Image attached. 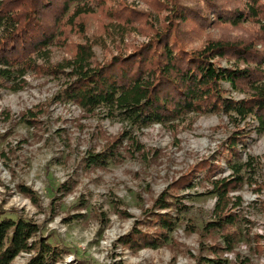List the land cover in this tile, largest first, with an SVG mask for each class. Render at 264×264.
Listing matches in <instances>:
<instances>
[{
	"label": "rangeland",
	"instance_id": "1",
	"mask_svg": "<svg viewBox=\"0 0 264 264\" xmlns=\"http://www.w3.org/2000/svg\"><path fill=\"white\" fill-rule=\"evenodd\" d=\"M128 2L137 9H151L144 0ZM157 12H152L149 18L156 27L165 13L158 17ZM240 30L244 31L240 27H210L191 40L189 47L202 44L207 33L218 36L224 31L238 34ZM144 32L136 28L125 30L123 35L113 32L108 36L99 18L94 16L87 28L88 35L93 41L95 39L93 49L99 61L107 60L114 53L129 52L135 45L149 40L150 35ZM74 40L83 38L73 34L68 45L52 46L49 63L37 58L38 67L45 65V68L29 70L22 88L0 85V128L4 129L0 132V206L14 216L20 214L34 220L40 226L39 235L63 247V256L53 264H78L82 260L101 264L93 257V250L101 251V243L108 239V233L122 232L129 219L135 220L132 229H157L158 222L148 216L162 193L158 191L160 181L171 180L165 189L168 200L180 195L186 209L179 211V206L173 204L161 210L178 215L170 239L156 247L133 248L121 242L124 235H118L111 244L104 246L103 250L108 252L106 259L112 264H192L193 261L195 264H218L207 258L220 256L219 264H264V134L252 132L246 146L242 147L243 159L250 152L261 161L258 175L262 189L256 192L246 183L239 190L231 191L242 195L237 209L246 219L241 218V234L233 248L228 249L219 232L204 228V223L213 215L215 204L210 213H205L202 205L216 200V195L207 190L210 183L204 178L205 171L197 172L193 186L185 183L192 168L204 159L210 164H213L211 161L221 162L223 169L216 176L230 172L226 163V142L235 129L233 121L224 113L189 112L178 120L154 122L138 128L120 115L110 116L100 109L90 112L77 103L58 100L56 94L65 86L67 76L44 70L47 65L69 57ZM219 62L228 65L232 61L220 57ZM224 86L227 95H243L233 90L228 82H224ZM40 104L42 106H37ZM27 118L34 120L29 122ZM117 122L122 128L112 132ZM133 136L143 150L135 151L131 146ZM114 140H118L120 149L115 160L104 166L84 164V157L92 150L81 152V146L104 148ZM209 144L218 147L209 151ZM206 151L208 155H204ZM189 159H196L197 163L178 171L180 162L186 165ZM70 171L71 176L68 175ZM177 175L181 177L179 181L174 179ZM85 180L91 187L84 184L82 188ZM26 187L34 196L27 195ZM136 212L140 213L139 217ZM57 216L62 217L58 222ZM51 223H56V227L49 230ZM85 233L92 239L86 240ZM213 246L220 247L219 251H214ZM33 253L20 252L15 257L16 263L26 264ZM67 255L74 259L66 261Z\"/></svg>",
	"mask_w": 264,
	"mask_h": 264
},
{
	"label": "trees",
	"instance_id": "2",
	"mask_svg": "<svg viewBox=\"0 0 264 264\" xmlns=\"http://www.w3.org/2000/svg\"><path fill=\"white\" fill-rule=\"evenodd\" d=\"M144 1L150 11L137 9L128 0H0V85L22 88L29 70L45 68L38 67L37 58L49 63L52 46L68 45L70 36L76 34L83 40L71 43V55L44 70L67 76L65 86L56 94L58 100L77 103L90 112L100 109L110 116L120 115L138 128L178 120L189 112L228 115L235 129L226 142L227 155L225 151L222 154L230 172L216 176L223 169L221 162L210 164L204 159L192 168L185 184L193 186L197 172L205 171L204 178L210 183L207 190L216 195V203L204 228L219 232L226 248L232 249L241 234V218H246L237 209L242 195L231 191L246 183L256 192L262 189L258 175L261 161L250 152L243 159L242 147L252 132L264 134V0ZM156 11L158 17L165 12L157 27L149 19ZM209 14L215 19H208ZM93 16L99 18L108 36L138 28L143 32L147 29L144 33L150 39L129 52L99 61L93 49L95 39L87 33ZM210 27H240L244 31H224L218 36L207 33L202 44L190 48L189 42ZM220 57L232 62L223 65ZM224 82L246 98L227 95ZM131 146L135 151L143 150L134 136ZM104 149L109 153L107 158L88 152L84 164L104 166L120 154L118 140ZM26 193L34 196L27 187ZM168 196L167 190L163 191L150 209L148 217L158 222L155 231L135 227L120 238L121 242L133 248L166 243L178 215L161 210L173 204L179 211L186 209L180 195L172 200ZM39 233L37 222L7 213L0 206V264H18L15 257L22 251L34 252L26 264H53L62 257L63 247ZM219 248L214 247V251ZM221 258L207 260L219 264ZM78 264L92 263L82 260Z\"/></svg>",
	"mask_w": 264,
	"mask_h": 264
},
{
	"label": "clouds",
	"instance_id": "3",
	"mask_svg": "<svg viewBox=\"0 0 264 264\" xmlns=\"http://www.w3.org/2000/svg\"><path fill=\"white\" fill-rule=\"evenodd\" d=\"M208 19L214 20L215 16L212 15V14H209ZM241 67H243V65ZM244 98H246V97H244L243 95H237L236 96L237 100L244 99ZM124 126H127V124L125 123ZM121 128H122V125L119 122H117L115 127L111 131L115 132L117 129H121ZM2 131H4V129L0 128V132H2ZM207 147H208L209 151H215L216 148L218 147V145L217 144H209ZM90 149L98 157L107 158V156L109 155V153L107 151H105L104 148H101V147H95L94 149H92L89 144H85V145L80 147V151L81 152H87ZM208 154H209L208 151L204 152V155H208ZM180 163H181V168L177 169L178 171H182V168L184 166H194L197 163V160L196 159H189V160H187L186 165H185L184 162H180ZM68 175L71 176V175H73V173L70 171L68 173ZM180 178L181 177L179 175L174 177V179L177 180V181H179ZM171 182H172L171 180H166V181L165 180H161L160 183H159L158 191L159 192H163L168 187V184L171 183ZM84 184H87L89 187H91V184H89L88 180H85V181L82 182V188H83ZM215 203H216L215 199H212V200L206 202L204 205H202L203 211L205 213H210L212 211L213 206H214ZM139 215H140V213L136 212V216L139 217ZM61 218H62L61 216H57L56 217V221L58 222ZM252 218L255 219V217H252ZM41 219H43V218L41 217ZM134 223H135L134 219H129L128 222L126 224H124L122 232L113 231V232L108 233V239L102 241V243H101L100 247H101L102 250L97 252V250L94 249L93 253H92L93 257L95 259L99 260L101 262V264H112L111 260L106 259L107 255H108V252H107V250H103L104 246L111 244V242L114 241L118 235L128 234L131 231ZM55 227H56V223H51V224L48 225L49 230L54 229ZM255 231H260V230L256 229ZM85 237H86V240H91L92 239V237L88 236L86 233H85ZM29 243H31V240H29ZM140 255L143 256L144 255L143 252H141ZM230 258L234 259V257H230ZM64 259L66 261H71V260L74 259V257L72 255H67V256H65ZM192 264H195V262L193 261Z\"/></svg>",
	"mask_w": 264,
	"mask_h": 264
}]
</instances>
